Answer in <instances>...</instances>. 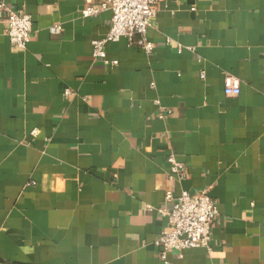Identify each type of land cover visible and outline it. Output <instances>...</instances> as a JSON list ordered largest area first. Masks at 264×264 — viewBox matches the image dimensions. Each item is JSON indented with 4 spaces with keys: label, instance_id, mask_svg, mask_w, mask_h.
<instances>
[{
    "label": "crops",
    "instance_id": "obj_1",
    "mask_svg": "<svg viewBox=\"0 0 264 264\" xmlns=\"http://www.w3.org/2000/svg\"><path fill=\"white\" fill-rule=\"evenodd\" d=\"M0 1L31 17L18 50L0 14V264H264V0H158L106 63L102 0ZM168 190L216 203L210 250L161 260Z\"/></svg>",
    "mask_w": 264,
    "mask_h": 264
},
{
    "label": "built area",
    "instance_id": "obj_2",
    "mask_svg": "<svg viewBox=\"0 0 264 264\" xmlns=\"http://www.w3.org/2000/svg\"><path fill=\"white\" fill-rule=\"evenodd\" d=\"M158 0H102L96 7L87 6L82 11L83 18L96 17L100 12L111 13V25L106 36L92 42V57L94 60L106 63L104 47L106 43L118 42L127 38L131 45L141 48L150 55L153 44L146 38L151 20L155 17V7ZM0 14L5 21V33L11 44L18 50H25L30 39L31 17L19 13L0 1ZM54 34L60 32L59 27H53ZM116 65V62H112ZM201 80L205 79L200 72ZM240 80L233 76L224 78V94L226 97H237L240 94ZM170 180L181 182L184 179L185 166L179 163L173 154L168 156ZM164 199L169 209H159L161 216L166 218L167 229L162 231L154 242L159 248L161 260L170 251H182L192 248L210 250L211 229L218 218L216 203L206 190L194 195L182 191L175 196L174 192H165ZM150 209V208H148Z\"/></svg>",
    "mask_w": 264,
    "mask_h": 264
}]
</instances>
